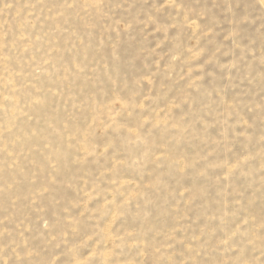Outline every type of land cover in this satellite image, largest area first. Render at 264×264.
I'll return each mask as SVG.
<instances>
[{"label": "rangeland", "instance_id": "obj_1", "mask_svg": "<svg viewBox=\"0 0 264 264\" xmlns=\"http://www.w3.org/2000/svg\"><path fill=\"white\" fill-rule=\"evenodd\" d=\"M0 264H264V0H0Z\"/></svg>", "mask_w": 264, "mask_h": 264}]
</instances>
